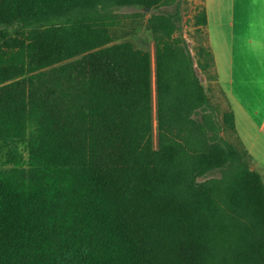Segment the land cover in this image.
Wrapping results in <instances>:
<instances>
[{
    "label": "trees",
    "instance_id": "trees-1",
    "mask_svg": "<svg viewBox=\"0 0 264 264\" xmlns=\"http://www.w3.org/2000/svg\"><path fill=\"white\" fill-rule=\"evenodd\" d=\"M179 2L0 1V264H264L263 177L201 78L205 7L194 54L156 12ZM126 7L155 68L116 42Z\"/></svg>",
    "mask_w": 264,
    "mask_h": 264
},
{
    "label": "crops",
    "instance_id": "crops-1",
    "mask_svg": "<svg viewBox=\"0 0 264 264\" xmlns=\"http://www.w3.org/2000/svg\"><path fill=\"white\" fill-rule=\"evenodd\" d=\"M1 1V0H0ZM217 81L235 117V141L264 181V0H202Z\"/></svg>",
    "mask_w": 264,
    "mask_h": 264
},
{
    "label": "rangeland",
    "instance_id": "rangeland-1",
    "mask_svg": "<svg viewBox=\"0 0 264 264\" xmlns=\"http://www.w3.org/2000/svg\"><path fill=\"white\" fill-rule=\"evenodd\" d=\"M202 0H180L179 4L172 7H163L159 11L156 12H174L176 9H179L182 13V23L181 28L182 32L189 43L190 48L194 54V28L192 23V16L194 14V7L197 4L201 5ZM154 11H144L137 8H122L117 10V13L122 16L121 26L116 29V42H121L124 40L132 41L138 48H142L150 51L153 58V68H155L154 63V53H155V45L153 41V37L151 32L147 29L146 23L147 19ZM138 14L139 16H135ZM203 83L206 88H211L210 96L213 102L219 103L222 109H227L224 105L222 98L217 95L212 89V84L208 82L204 75H201ZM154 115H155V100H154ZM231 138L233 142L235 141L234 137L226 135ZM154 143L157 144V126L156 121H154Z\"/></svg>",
    "mask_w": 264,
    "mask_h": 264
},
{
    "label": "water",
    "instance_id": "water-1",
    "mask_svg": "<svg viewBox=\"0 0 264 264\" xmlns=\"http://www.w3.org/2000/svg\"><path fill=\"white\" fill-rule=\"evenodd\" d=\"M145 11H150V8H148V7H147V8H145Z\"/></svg>",
    "mask_w": 264,
    "mask_h": 264
}]
</instances>
